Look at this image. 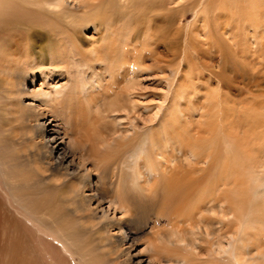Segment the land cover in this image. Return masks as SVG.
Masks as SVG:
<instances>
[{"label": "rangeland", "instance_id": "rangeland-1", "mask_svg": "<svg viewBox=\"0 0 264 264\" xmlns=\"http://www.w3.org/2000/svg\"><path fill=\"white\" fill-rule=\"evenodd\" d=\"M45 2L51 6L50 13H48L50 6L43 2L40 3V0L31 4V7L29 5L22 6L20 0H16L8 18H12L15 11L20 10L21 13L14 19L25 20V27L22 28H27L31 24L30 21L33 23L38 21L41 27L35 29L36 31L51 34L56 38L66 36L74 30L80 32L83 30L80 40L77 42L80 53L88 51L91 53L99 49H106L108 52L114 51L118 56L124 52L132 53L135 67L131 71L135 72L136 76L133 88L137 95L128 97L130 99L133 97L137 105L130 115L131 118L136 117L134 123L136 128L130 131L131 126L126 112L112 113L106 110L104 115L101 113V110L103 108L105 110V106L114 100L110 98L109 88L106 87L107 82H110V68L103 75H96L92 69L82 64L81 59H75L76 52L73 50L68 53L58 51L56 47L58 43H51V46L55 45L45 55L47 59L63 54H66L64 56L67 57L64 58L63 63L50 66L47 70L34 69L32 74L28 73V77L24 80L26 87L23 95L20 96L24 105L21 104L22 110L17 113L15 120L9 116L10 111L8 116H3L7 99L2 96L4 93L0 90V233L4 242L2 244L6 246V249L7 246L13 248L17 244L22 245V255L27 259L30 254L29 257L37 264H115L109 262L113 259L110 255V246L100 242L98 234L95 232L97 227L93 226V223L86 219L82 212L71 207L63 197V195L68 194L69 196L71 193L70 181L65 180L63 166L52 163L50 160V149L53 146H58V151L52 149L54 157L58 159L61 157V150L65 152L71 160L67 163L70 166L69 169L78 171L85 167L88 168L87 175H94L92 172L95 171L92 165V162L95 161L93 149L99 150V147L93 145L92 142L96 133L97 139L102 137L106 141V148H100V152L121 153L126 149L134 155V158L138 159L140 169L148 162L145 165V170L150 177V165L159 164L157 161L160 157L156 154L160 150L162 153L166 152L169 159L175 155L178 160H184L183 156H177V152L183 149L182 153L185 150L189 154L188 150L191 149L189 144L195 135L197 141L194 143L196 144L200 143L201 145L205 142L206 146L209 144L214 148L220 144L219 147H216L215 160H212L213 157L206 160L209 163L215 161L216 164H212L217 165L214 167L216 169L220 163L218 161H221L222 158L223 162L227 161L228 158L231 159V156L233 160L234 155H237L235 149L238 147L240 150L244 149L246 145L243 142V134L246 129L248 130L249 123H244L247 119H244L246 111L242 113L243 107H249L255 102H264V97H262L264 94V67L262 65L259 66V69L257 67L251 69L249 68L251 66L246 67L248 65L243 64L241 55L233 56L234 49L231 47L233 42H229L228 37L223 35V30L218 28V25L222 24V19L223 24L228 25V23H232L229 16H234L229 11L227 14L225 13L224 7L228 4L223 0L179 2L176 0H102L92 10V15L82 20L78 17L81 12L73 9L76 7V0H45ZM6 6V8L11 7V0L9 3L7 2ZM97 16L101 26L94 32L92 27L95 24L90 21ZM76 24L80 27H76ZM82 26L85 27L82 28ZM202 28L209 37L204 34ZM38 44L42 45V41ZM240 44L243 46L241 41ZM250 48V52L255 49L253 45ZM261 50L259 54L264 55V48ZM33 56L34 59H37L38 53L35 52ZM251 56L254 57L253 52ZM255 62H258L257 57ZM113 68H118V72L121 74L116 82L119 86L115 85L114 88L119 93H124L127 86L122 85V78H126L129 68L119 61L114 62ZM50 69L52 72L48 74ZM241 75L242 77L247 75V80H243ZM30 76L34 78L32 84L27 82ZM2 80L6 81L7 79ZM96 81H99V85L95 84ZM254 83L258 85L250 87V84ZM54 85L55 89H62L66 94L69 93V97L71 92L74 100L71 104L67 101V105L72 108V112L68 113V108L63 106L60 109L54 107L50 100L48 103L51 109H47L40 104V102H45V98L33 97L40 91L51 93ZM101 85L104 90L98 92ZM4 87L8 89L6 85ZM31 90L36 91L32 92ZM89 97L92 100L87 101ZM96 97L102 98V102L95 100ZM252 97L254 100L251 99ZM96 105L97 107H95ZM160 107L162 109L159 112L158 108ZM229 108L234 110L230 111ZM157 112L159 114L155 117L154 114ZM69 115L72 123L68 128L65 119ZM43 118L44 120L40 121ZM206 118H209V123ZM222 121H225L226 124ZM229 121H236L238 125L233 126L232 124L235 123L229 125ZM48 123L51 124V129L55 128L54 136H52L54 138L53 146H46V142L48 143L49 140L43 138V130ZM62 123L66 126H63ZM205 125H208L205 127L206 130L211 127L215 128L213 131L216 133L223 131L225 134H222L223 137L227 135L228 138H232L237 134L236 137H239V143L243 142V144L240 143L243 146L238 143L234 145L236 138L230 139L234 143L235 149L231 154H226L223 143L219 142L221 138L217 137V134H214L212 141L207 140L208 135L207 133L204 135L205 132L203 133L202 129V126ZM147 126L150 127V130L147 129ZM179 132H181V139L176 135ZM246 132L248 133V131ZM256 133L261 134L260 130H257ZM110 135L112 136L110 137ZM214 139L216 143H214ZM258 140L250 145L252 149L249 148V152L262 156L264 148L260 146L264 147V143L261 139ZM202 141L204 142L202 143ZM257 142L263 144L258 143V145ZM254 144L259 147L255 145L254 148ZM40 146H44V148H40V152L37 153L36 150ZM240 150L238 153L243 152ZM36 153L39 154L38 157H36ZM244 153H246L245 150L242 153L243 156ZM248 153L245 154L248 160L247 157H244L238 175L235 176L236 180L240 178L243 181L239 179V182H236H238L237 184L241 183L243 193H247L243 194L248 196L246 197L247 202L253 203L249 206L252 207L256 200L259 210L263 208L262 212L264 213V166L259 167L256 162H249ZM252 154L251 156L254 155ZM186 156L188 157L187 154L184 155V157ZM124 158L125 156L121 157L120 161ZM245 159L248 163L245 162ZM222 163L219 166L223 165L225 168V163ZM242 163L245 168L242 167ZM242 168L243 171H241ZM43 169L49 170L44 172ZM129 169L130 159H127L115 170L114 178L110 174L107 175L108 181L101 184L103 186L101 190L105 191L111 187L112 195L131 204L133 213L130 217L131 232L129 236L138 241L136 252L142 250L144 259L147 260L150 254L145 251V246L149 240H152L153 233L161 229H171L174 225L173 213L179 210L169 212L171 221L167 218L156 219L154 212H146L148 204L150 208L154 206L156 209L158 201L154 195L135 187V179L131 177ZM51 174H57L60 178L57 181V187L52 185L54 183H49L50 181L47 179ZM224 174L228 175L227 172ZM135 178L142 181L146 177L142 173H136ZM91 180L94 178L91 177ZM218 187L222 188V184L220 183ZM42 207H46L45 214L41 213ZM255 210L257 211L255 212ZM255 210L253 211L254 215L259 211L257 208ZM263 213L261 214L264 221ZM97 217L102 216L97 214ZM258 218L262 220L261 217ZM187 224L180 221L177 225L188 228ZM184 237L188 236L184 235ZM30 247L33 248L29 252Z\"/></svg>", "mask_w": 264, "mask_h": 264}, {"label": "bare ground", "instance_id": "bare-ground-1", "mask_svg": "<svg viewBox=\"0 0 264 264\" xmlns=\"http://www.w3.org/2000/svg\"><path fill=\"white\" fill-rule=\"evenodd\" d=\"M15 1L16 0H11V7H9V10V8H6L7 2L9 3V0H0V76L2 79H7L6 81H3L0 78V90L4 93L2 96L7 99V103L4 105L3 116H8L10 111L9 116L15 120L17 118V113L22 110L20 106L22 103L24 105V102H21L20 96L23 95L24 88L26 87V82L24 83V80L26 79V77H28V73L32 74L34 69L44 71L50 68V66H54L57 63H63L65 61L64 58H66L67 56L65 57L64 55L66 54L59 55L57 57H50L49 59L46 58L45 55L49 53L51 48L55 45L54 44L53 46H51V43L53 44L55 42L58 43V46H56L58 51H64L68 53L70 50H73L74 52H76L75 56L77 57H75V59H81L83 62L82 64L92 69L96 73V75L101 76L106 72L107 69L110 68L109 81L112 83L107 82L106 87L109 88L108 92L110 93V98L114 100L109 102L105 106L106 109L103 110V108V111L101 110V113L104 115L106 113V110H109L112 113L126 112V115L129 118V125L131 126L130 131H133L134 128H136L134 125L136 117L131 118L130 115L133 113L137 105L133 97L131 99L128 97L129 95H137L133 88V82L135 83L134 79H136V76L135 72L131 71V69H134L135 67L132 53L124 52L122 55L118 56L114 51L108 52L106 49L94 50L91 53L88 51L87 53L89 54L83 52L80 53V49L79 47H77V42L80 40V34L83 30H81V32L79 30H74L67 35L65 34L66 36L56 38L51 34L36 31L35 29H39L41 27L39 24L40 22H38L37 20L36 23L30 21L29 23L31 24H29L27 28H22L25 27V20L22 21L21 19H14L15 16L17 17L19 13H21L20 10H18V12L15 11L12 18H8L9 14L11 15V13L9 12L12 10V6H14ZM101 1L102 0H76V7H74L73 9L79 10L81 12L80 16L78 17L80 20H82L87 16L92 15V10L95 9ZM179 1L185 0H176V2ZM223 1H226L228 4V6L224 7L225 13L227 14L229 11V13L234 16H229L232 23H228V25H224V21L222 19V24L220 26L218 25V28L223 30V35L228 37L229 42H233V44H231V47L234 49V51H232L233 56L238 57L239 55H241L243 64L248 65L246 67L251 66L249 67L251 69H255V67L259 69V66L262 65L264 67V55L261 54V56L259 54L260 51H262L261 49L264 48V1ZM239 1H241V3H238ZM36 2H38V0H20V5H29L31 7V4H34ZM41 2H43V4L45 5L50 6L45 2V0H40V3ZM38 6L42 8V6ZM50 12L51 6L50 8H48V13ZM90 23L95 24V26L92 27L94 32L100 29L101 22H99L98 16L92 19ZM76 27H80V25L76 24ZM84 27L85 26H82V28ZM201 30H203V28ZM205 35H207V33ZM41 41L42 45H39L38 43ZM240 41L241 43H243V46L240 44ZM252 45L255 48L252 50V52L254 53V57L251 56L252 52H250V47ZM35 52L38 53L37 59H34L33 56ZM256 57L258 58V62H255ZM115 61H119L121 64H123L124 66H128V68L130 69H128L126 73V78H122V85L127 86V89L124 91L129 94L125 92L119 93L114 88L115 85L119 86V84H117L116 82L119 77H121V74L118 72L119 69L113 68V64ZM47 63H49L50 65H48ZM51 70L52 69H50L48 74L52 72ZM122 71L124 72V70ZM245 74L246 72L244 73V75ZM246 76L242 77L241 75L243 80L246 79ZM33 79V76H30L27 82H30L32 84ZM98 83L99 81L95 82V84ZM232 83L234 84V82ZM5 85L8 87V89L4 87ZM257 85L258 84L256 83H254L253 85L250 84V87ZM55 88L56 87L54 85V88L52 89L53 91H51V93L40 91L35 93L33 97L45 98V102H40V104L47 109H51V106L48 103V100H50V103H52L54 107L60 109L61 106H63L68 108V113L72 112V108L67 105V101L71 104L73 102L72 100H74L71 92L69 97V93L66 94L64 90H57ZM103 90L104 88L101 85L98 92ZM31 91L35 92L36 90ZM262 97H264V94ZM96 99L102 102V98L100 99V97H96L95 100ZM251 99L254 100L253 97ZM90 100H92V98L90 99L89 97L87 101ZM258 103L259 102H255L254 104H250L249 107H243L242 113L246 111L244 119H247L246 121H244V123H249L248 130L245 128L248 133L246 131H244L245 133L242 132L244 133L243 142L246 143L244 149L242 148L243 150H240L238 146L237 149L234 148V145H236L237 143L243 144L242 141L239 143L240 140L238 139L239 137H236L237 134L232 138H228L227 135L226 137H223V135H225L223 131L216 133L215 131H213L215 128H211L210 126L209 129L211 130L209 131V129H207V131L205 127H208V125L202 126L203 133L205 132L204 135L207 133V140L209 142L212 141L214 134H217V137L221 138V141L219 140V142L223 143L222 145L226 154H231L234 149L235 152H237V155H234L233 160L232 156L231 159H227V157H225L227 161L225 160L223 162V158L219 156L220 158H222L221 161L225 163V168L223 165L219 166L222 162L218 161L217 158L216 160L220 163L218 164V168L216 167V169H214V167L217 165H213L216 164L215 161L212 162L213 164L211 162L210 164L209 161H206L208 158L211 159L212 157V160H215L214 154L217 150L216 147H219L220 144H218V146L214 148L209 144L206 146L205 142L202 141V143H204L201 144V146L200 143H194L197 141V138L195 139L194 135L193 141H191L190 143L193 145L189 144V146L191 147V149L188 150L189 154L185 150L184 153H182L181 151L183 149H181L180 151L178 150L177 152V156H183V158H185V161L178 160L175 155H173L172 159H169L170 157L167 158L166 152L162 153L160 150V152L156 154V156L160 157V159L157 161V163L159 164L150 165V177L146 174L145 170V165L148 162L140 169L138 163L139 161H137L138 159L134 158V155L131 152L126 151V149L124 151H121V153L110 154L108 152H100V148H106V141H104L102 137H99L97 139V137H95L96 133L94 134L92 142L93 145H97L99 147V150L97 151V148L93 149L95 153V156H93L95 158V161L91 162L95 170L92 171L94 172V175H87L88 168L86 169L85 167L80 168V170L78 171L69 169L70 166L67 163L71 160L70 158H68L64 151L61 150L62 153L60 159L55 158L53 155L54 150H59L57 145L53 146L54 138L52 136H54L55 128L51 129L50 123H48L47 126L44 127L43 138L49 140L48 143L46 142V146H53V151L52 149H50L49 151V157L51 158L50 160H52V163L63 166L65 170V180L70 181L69 188L71 187V193H69V196L67 194L66 196L63 195V197H65L67 202L70 203L71 207L82 212L84 214V217L90 220L93 223V226L97 227V230L95 232H97L100 242L107 243L110 246V255H112L113 257V259L109 261L110 263L264 264V221L261 214L263 213V208L259 210L260 208L257 206L256 200L254 201L256 205L254 203L252 207L249 206L253 203L247 202L246 197L248 196L243 195L247 193H243L241 183H239L240 185L237 184L240 178H237L238 180H236L235 177L236 175H238V170H240L241 168V161L244 160V157H247L245 154L249 152V148L250 150L252 149V146L250 145L255 143L258 139H261V141L264 143V102L262 101L261 103ZM95 107H97V105ZM226 108L228 109L227 106ZM158 109V111L160 112L162 108L160 107ZM231 110L232 109H230V111ZM159 112L154 114L155 117H157ZM213 118L215 117L213 116ZM208 119L206 118L207 121ZM42 120H44V118L40 121ZM65 121L67 123V127L69 128L72 123L70 115L66 117ZM214 122L215 121L213 120L212 123L214 124ZM9 123L10 122L8 121V124ZM223 123H225V121ZM230 124H232L233 126L238 125L236 121H229V125ZM66 125L64 124L63 126ZM212 127L214 126L212 125ZM235 128L237 129L238 127ZM147 129L150 130V127L147 126ZM257 130H260V135L257 134L259 131L256 133ZM130 131L128 129V133ZM112 133L115 134L114 132ZM176 135L180 137L179 139H181V132L176 133ZM111 136L112 135H110V137ZM137 139L139 140V138ZM230 139H235V144L232 143ZM97 140L99 144L96 143ZM213 141L214 143H216L215 139ZM258 143L259 142H257V144ZM242 144L240 145L243 146ZM257 144H254V148L255 145L256 147L259 144L262 145L261 143H259L258 145ZM260 147L264 148L263 146ZM38 148L39 149L36 150L37 153H39L40 148L43 149L44 146H40ZM238 149L240 150V152H244L245 150L246 153H244V156L242 154L243 152L238 153ZM252 153L253 152H249L247 154L249 156V162H256L257 166L259 167L261 165L264 166V152L261 153L262 156H260V154L255 155L254 153L253 155ZM183 154H187L188 157H184ZM251 154L253 156H251ZM38 155L39 154H37L36 157H38ZM123 156H125V158L120 161V158ZM127 159H130V169L128 171L130 172L131 177L135 179V187H137L141 191L148 192L151 195H154L155 199L158 201V206L156 209L154 206L150 208V205L148 204V206L146 207V212H154L156 219L164 220L165 218H167L171 221V218H169V212L179 210L173 213L174 219L172 220L174 225L171 229H161L162 231L159 230L153 233L152 240H149L148 244L145 246V251L150 254V256L147 257V260L144 259V252H142V250L136 252L138 241L136 239H131V237L129 236V233L131 232L129 228L131 224L130 217L133 213L131 204L126 200H121V198L112 195L111 187L108 190L104 189L105 191L101 190V187H103L101 186V184H104L106 180L108 181L107 175L110 174L111 177L114 178L115 170H117L120 164H123V162ZM246 159L248 160V157ZM246 159L245 162H247ZM57 160L59 161L57 162ZM230 161H233V163H230ZM65 164L66 166H64ZM254 166L256 168V165ZM242 167H244V164ZM255 168L253 169L255 170ZM48 170L49 169H43L44 172H48ZM241 171H243V168L241 169ZM226 172L228 175L224 174ZM136 173H142L146 178L142 181H139L138 178H135ZM91 177H93L94 180H91ZM47 179H49L50 182L47 180L49 183H54L52 185L56 186L57 181L60 178L57 176V174H51L50 178ZM220 183L222 184V188L218 187L220 186ZM255 208H257L259 211L254 215L253 211L255 210ZM256 211L257 210H255V212ZM41 213H46V207L41 208ZM97 214L101 215L102 217H97ZM258 217H261L262 220H260ZM180 221L188 223V228L178 227L177 224ZM184 235L188 237L186 238L184 237ZM2 243L4 242L1 239L0 233V264H37V262L35 263V261L31 257H29L30 254H28L27 259L22 255V245L17 244L13 248L11 246H7L6 249V246H4ZM31 248L33 247H30L29 252L31 251Z\"/></svg>", "mask_w": 264, "mask_h": 264}]
</instances>
